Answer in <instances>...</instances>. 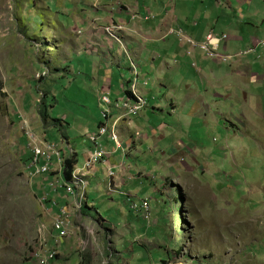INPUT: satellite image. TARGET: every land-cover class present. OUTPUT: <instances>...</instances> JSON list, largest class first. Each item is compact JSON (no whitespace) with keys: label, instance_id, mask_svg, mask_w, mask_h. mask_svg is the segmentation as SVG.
Segmentation results:
<instances>
[{"label":"rangeland","instance_id":"rangeland-1","mask_svg":"<svg viewBox=\"0 0 264 264\" xmlns=\"http://www.w3.org/2000/svg\"><path fill=\"white\" fill-rule=\"evenodd\" d=\"M40 2L0 0V264H38L35 253L57 251L59 245L66 251L52 264H264V128L238 116L232 101L215 106L202 94H192L178 101L181 116L155 117V125L167 121L169 129L139 131L129 125L139 134L133 135L137 149L130 150H137L138 157L120 163L116 172L111 162L89 160L87 173L94 175L100 164L105 193L111 184L116 195L134 191L113 203L110 196L93 195L97 210L89 209L91 217L72 204L62 206L59 218L44 205L56 184L48 183V194L40 196L28 167L45 162L51 167L61 158L56 145L60 130L74 137L71 147L85 145L89 134L78 137L77 129L96 128L101 106L96 84L89 83L93 78L83 82L90 76L88 68L76 64L68 75V69L60 68L64 52L55 44L51 21L41 20ZM174 36L170 44L181 47ZM132 69L130 76L128 69L112 81L111 99L121 97L122 115L124 104L134 99L123 87L143 97ZM193 82L187 84L203 89L200 79ZM259 95L264 98V91ZM172 98L175 105L176 95ZM192 109L196 115L189 116ZM138 117L149 121L144 111ZM48 131L55 144L44 139ZM33 138L52 147L34 157V164L29 158ZM63 151L72 152L69 147ZM58 221H63V235H56Z\"/></svg>","mask_w":264,"mask_h":264},{"label":"crops","instance_id":"crops-1","mask_svg":"<svg viewBox=\"0 0 264 264\" xmlns=\"http://www.w3.org/2000/svg\"><path fill=\"white\" fill-rule=\"evenodd\" d=\"M33 7L36 8L35 5ZM39 9L43 24L51 21L50 31L56 38L55 44L64 52L59 62L60 68L68 69L67 75L76 64L88 68L86 71L90 76L86 75L87 82L85 80L83 82L88 83L93 78L89 83L96 84L97 96L106 88L111 90L114 77L120 75V78H123L128 69L130 76L134 71L132 67H135V82L139 94L145 98L146 107L134 116L124 117L121 112L113 110L107 119L99 118L96 128L84 133L77 129L76 134L84 139L85 134L95 132L103 124L109 128L114 121L117 145L104 135L97 142L99 148L105 152L102 161L114 164L115 172L119 170L120 163L125 164L126 159L138 157L137 150L133 153H130V150L137 149L133 135L139 134L131 130L129 125H133L139 131L153 130L157 126H163L162 130L169 129L167 123L170 122L167 121L159 120L158 125H155V117L181 116L182 108L176 106L184 96L189 98L192 94L200 93L204 99L211 100H207L210 105L215 106L227 100L232 101L236 103L238 116H248L249 123H259L264 128V98L259 95L264 91V45L260 44L264 42V0H42ZM107 27H115L114 34L120 39V43L107 35L105 32ZM176 32L183 34V38L176 36L179 44L182 43L181 47L170 44L169 38H175ZM210 33L217 38L222 35L227 37L225 41L219 43L217 48L219 53L228 55L237 53L238 57L224 63L202 56V51L193 44L201 45ZM191 39L200 44L194 43ZM186 40L193 44L190 45ZM83 54L87 55L84 63L81 62ZM189 69L192 73H189ZM128 77L126 83L129 81ZM195 78L200 79L203 89L187 84L193 82ZM174 95L175 105L172 98ZM97 102L101 105L99 97ZM142 111L149 121L138 117ZM188 115H196L195 109L188 111ZM151 121L154 124H151ZM175 122L177 121H173ZM49 134V131L44 134V139L54 143V138L48 139ZM73 138L70 131L64 133L60 130L56 145L62 149L60 152L62 157L56 162L53 161L48 173L33 178L40 196L48 194V183L56 184V189L48 194L44 205L59 218H62L60 214L62 206L72 204L74 206V203L70 202L72 199L64 190L62 171L59 172L58 168L60 167L58 161L63 162L70 157L69 152L66 154L63 148L69 147L74 150L76 165H81L85 154L93 150L92 144H87L86 139L85 145L76 144L75 147H71L70 141ZM97 165L93 169L94 175L89 174L86 177L87 191L84 204L90 210H97L96 203L92 200L93 195H98L104 200L110 196V202L113 203L115 198H125L123 193L129 194L127 192L134 191L132 187L131 190L124 189L125 191L119 195L113 191L105 193V170L102 169V165ZM136 194L131 193V197H135ZM89 209L85 208L84 213L88 214ZM123 217L127 219L126 213ZM104 219L107 224H111L107 218ZM55 232L57 235V231ZM48 250L52 249L39 251L38 254L47 255ZM64 251L66 248L62 250L59 245V250L55 252L58 255Z\"/></svg>","mask_w":264,"mask_h":264},{"label":"built area","instance_id":"built-area-1","mask_svg":"<svg viewBox=\"0 0 264 264\" xmlns=\"http://www.w3.org/2000/svg\"><path fill=\"white\" fill-rule=\"evenodd\" d=\"M114 28L115 27H107L105 28V32L107 33V35H109L114 41H116L117 43H120V39L114 34ZM175 35L178 38H183V34L181 32H176ZM226 36L222 35L220 38L215 37L212 33L208 34L205 38V41L199 45V46H195V44H193L191 41L186 40L187 43H190V45L193 44L194 47H198L204 57L206 59L209 60H215V61H219V62H224L226 60V56L219 53L217 51L218 45L220 42H223L226 40ZM135 85V84H134ZM132 88V87H131ZM131 88L129 90H127L130 95L132 97L135 98V100H131L129 102V104H124L126 106V109L124 110L125 114H136L137 111H139L141 109V107L143 106V104H145V101L143 99V97L137 96V91L133 92L131 90ZM109 88H106L104 90V92L101 94L100 97V102L103 105H109V98H108V94H109ZM119 102L114 104V107L116 109H119ZM105 134V129L102 127L99 128V130L97 131V133L91 134L89 136L90 141L92 142H96L98 137L101 135ZM94 136V138L92 137ZM108 137L113 140L116 145V135L113 133V131L111 130V132L108 133ZM31 143H33V146L31 147V151H32V164H34L36 161L33 160L34 157H36L37 155H40L42 152H44L46 149L48 148H52L49 143L46 142H38L35 138H33L32 140H30ZM72 153V152H71ZM105 155V152L102 149H98V150H94L90 153H86V159L83 163V166L81 165V167L78 166H74L73 169L71 170L70 173V181H68L67 183H65V189L68 193H76L78 197L80 198L82 196L83 190L86 187L87 184V180L86 177L90 174L87 173L88 171V164H89V160H92L94 163H96L100 158H102ZM50 170V162H45L44 165L40 166V167H35L34 168V174H39V173H46ZM75 189V190H74ZM109 192L110 191H114V188L112 185L109 186L108 188ZM82 198V197H81ZM144 205L147 208L148 211V204L147 202L144 203ZM76 207L79 206V204L76 202L75 204ZM146 211V213H147ZM63 216V215H61ZM63 226V222L62 221H58L55 225L54 228L60 230ZM60 234L63 235L64 231L60 230ZM57 253L54 250H48L47 255H43L40 256L38 253H35L34 256L38 259V264H52V260L56 257Z\"/></svg>","mask_w":264,"mask_h":264},{"label":"clouds","instance_id":"clouds-1","mask_svg":"<svg viewBox=\"0 0 264 264\" xmlns=\"http://www.w3.org/2000/svg\"><path fill=\"white\" fill-rule=\"evenodd\" d=\"M109 92V91H108ZM100 97H101V95L99 96V102H100ZM108 98H109V102H110V104L109 105H103L101 102V105H99V106H101V117L103 118V119H106L105 118V116H104V114L105 113H107V112H112L111 110H112V108H115L114 107V104L115 103H118L117 102V100H120V98H118V99H116V100H112L111 99V97H110V94H108ZM143 99H144V101H145V98L143 97ZM145 105V104H144ZM143 109V108H142ZM117 111H119V112H121V110H119V109H117ZM140 111V110H139ZM139 111H137V113L139 112ZM136 113V114H137ZM135 114V115H136ZM127 115H129V114H125L124 112H123V117L124 116H127ZM114 121L110 124V127L108 128L107 127V125H105V124H103V125H101L100 127H102L103 126V128L105 129V134H104V136H106L107 138H109L108 137V133L109 132H111V130L113 131V133L116 135V132H115V130H114ZM99 127V128H100ZM99 128L95 131V132H92V133H89V136L91 135V134H94V133H97V131L99 130ZM100 137V136H99ZM98 137V138H99ZM85 138V137H84ZM89 143H91L92 144V147H93V150L92 151H94V150H98V149H101V148H99V145H98V142L96 141L95 143L94 142H92V141H90V139H89V137L88 138H85ZM110 139V138H109ZM111 140V139H110ZM116 140H117V136H116ZM71 150H72V148H71ZM92 151H90V152H92ZM90 152H88V153H90ZM74 155H75V153H74V150H72V153H70V157H67V158H71V160L73 161V166H72V168H71V170L73 169V167L74 166H78V167H81V165L84 163V161H85V159H86V154H85V156H84V158H83V161H82V163H81V165H76V161H75V158H74ZM60 156H61V154H60ZM62 157V156H61ZM29 158H32V151H31V156L29 157ZM102 160H103V157L101 158ZM59 163H60V167H58L59 168V172L60 171H62V177H63V167H62V164H63V162H60V161H58ZM29 168V172L30 173H32V176H36V175H39V174H46V173H48V172H46V173H39V174H34V168H32V167H28ZM50 169H51V167H50ZM62 169V170H61ZM70 173H71V171H70ZM68 181H70V178L68 179V180H64L63 179V185H64V189H65V183H67ZM75 190V189H74ZM86 191H87V184H86V187L84 188V190H83V193H82V198L80 197H78V195H77V192L76 193H73V194H71V193H68L67 191H66V189H65V192L68 194V195H72V197H75L78 201H79V203L82 205L84 202H85V195H86ZM75 204V203H74ZM73 207H75V206H73ZM61 212V211H60ZM63 222V221H62ZM55 229V228H54ZM60 230H62L63 231V226H62V228L60 229ZM60 230H58V229H55V231H57V234H59L61 231Z\"/></svg>","mask_w":264,"mask_h":264},{"label":"trees","instance_id":"trees-1","mask_svg":"<svg viewBox=\"0 0 264 264\" xmlns=\"http://www.w3.org/2000/svg\"><path fill=\"white\" fill-rule=\"evenodd\" d=\"M67 70V69H66ZM52 90V89H51ZM50 92V89H49V91H47V93H49ZM110 92H111V90L109 89V94H110ZM122 92H125V93H129L127 90H124V87L122 88ZM122 92H121V95H122ZM46 94V93H45ZM47 95V94H46ZM101 94L99 93L98 94V96L97 97H99ZM53 98H54V96H52ZM121 98V97H120ZM116 100V99H115ZM132 100H135V98L134 99H132ZM145 104H146V102H145ZM144 107H146L144 104H143V106L141 107V109L142 108H144ZM140 109V110H141ZM43 110V114L45 115V116H47L48 117V114H47V109L46 108H44V107H42V109H41V111ZM87 144H89V142L87 141ZM73 161L71 160V158H68V159H64L63 160V164H62V167H63V179L64 180H68L69 178H70V171H71V168H72V166H73ZM29 169V168H28ZM85 203V202H84ZM82 204V207H81V212H83L84 213V209L85 208H88L89 209V207H87L86 206V204ZM175 250V249H174ZM56 258H57V256L52 260V263H55V261H56ZM166 262V256H164L163 258H162V260H161V263H165Z\"/></svg>","mask_w":264,"mask_h":264},{"label":"bare ground","instance_id":"bare-ground-1","mask_svg":"<svg viewBox=\"0 0 264 264\" xmlns=\"http://www.w3.org/2000/svg\"><path fill=\"white\" fill-rule=\"evenodd\" d=\"M223 55H225L226 56V60L224 61V63H229V62H231L232 60H234L235 58H237L238 57V54L236 53V54H233V55H228V54H223ZM148 209H149V205H148Z\"/></svg>","mask_w":264,"mask_h":264},{"label":"water","instance_id":"water-1","mask_svg":"<svg viewBox=\"0 0 264 264\" xmlns=\"http://www.w3.org/2000/svg\"><path fill=\"white\" fill-rule=\"evenodd\" d=\"M81 206H82V205L80 204L78 207L75 206V208H81Z\"/></svg>","mask_w":264,"mask_h":264}]
</instances>
